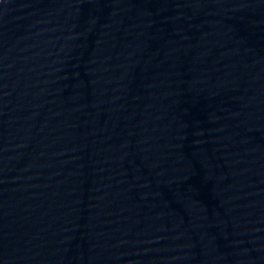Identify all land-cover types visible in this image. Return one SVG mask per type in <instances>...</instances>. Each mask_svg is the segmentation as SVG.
Instances as JSON below:
<instances>
[{"label": "water", "instance_id": "95a60500", "mask_svg": "<svg viewBox=\"0 0 264 264\" xmlns=\"http://www.w3.org/2000/svg\"><path fill=\"white\" fill-rule=\"evenodd\" d=\"M0 264H264V0H0Z\"/></svg>", "mask_w": 264, "mask_h": 264}]
</instances>
